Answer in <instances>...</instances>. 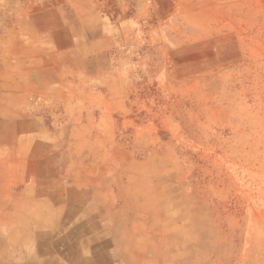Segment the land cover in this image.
<instances>
[{"label":"rangeland","instance_id":"rangeland-1","mask_svg":"<svg viewBox=\"0 0 264 264\" xmlns=\"http://www.w3.org/2000/svg\"><path fill=\"white\" fill-rule=\"evenodd\" d=\"M18 204L27 264H264V0H0Z\"/></svg>","mask_w":264,"mask_h":264},{"label":"crops","instance_id":"crops-1","mask_svg":"<svg viewBox=\"0 0 264 264\" xmlns=\"http://www.w3.org/2000/svg\"><path fill=\"white\" fill-rule=\"evenodd\" d=\"M44 204L46 205V203ZM18 205L19 206H17V209L14 206L6 214V218L10 222L9 228H7L6 231H0V247L2 248V250L4 249V247H7V250L9 247L12 249V257L10 261H3L1 262L2 264H15V262L22 264L30 263V239L32 236H36V233L33 234L34 232L31 226V219L33 223L37 225L43 224L44 226H47L53 225L57 221V218L59 216H62L63 208L57 209L58 211L52 213L43 206H39L37 207V210L35 212L31 213L26 207L21 206V204ZM20 247H22V249ZM20 251L23 253L22 257H19L17 261H14L13 252Z\"/></svg>","mask_w":264,"mask_h":264}]
</instances>
